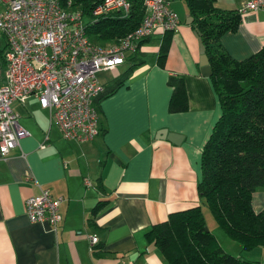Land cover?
I'll use <instances>...</instances> for the list:
<instances>
[{"label": "crops", "instance_id": "obj_1", "mask_svg": "<svg viewBox=\"0 0 264 264\" xmlns=\"http://www.w3.org/2000/svg\"><path fill=\"white\" fill-rule=\"evenodd\" d=\"M247 1L215 0L218 9L241 15L237 31L220 40L235 61L264 47V11L242 13ZM169 2L180 25L164 66L157 64L162 37L153 35L141 44L144 64L96 104L99 134L92 141L63 139L33 97L24 105L12 103L28 135L6 158L0 157V264H167L144 234L172 213L202 206L196 190L201 153L221 114L211 82L201 74L199 36L190 26L184 0ZM5 43L0 34V85ZM127 68L124 63L105 71L110 75L98 81L106 87ZM169 77L184 83L185 112L169 113ZM166 133L181 139L172 143ZM42 190L63 199L56 229L32 223L25 214L26 200ZM99 202L104 206L92 218ZM251 204L256 213L264 209L263 189L253 193ZM205 223L224 252L264 264V248L245 252L215 222ZM91 236L98 238L94 246Z\"/></svg>", "mask_w": 264, "mask_h": 264}, {"label": "trees", "instance_id": "obj_2", "mask_svg": "<svg viewBox=\"0 0 264 264\" xmlns=\"http://www.w3.org/2000/svg\"><path fill=\"white\" fill-rule=\"evenodd\" d=\"M70 1L83 16H89L103 0ZM129 3L126 16L114 12L86 24L85 34L91 44H115L140 25L145 15L142 0ZM184 4L192 18L190 26L203 44L211 71L208 78L221 110L202 149L197 194L229 240L241 245L245 252L264 248V209L256 213L251 204L253 193L264 190V47L245 60L235 61L223 50L220 40L237 31L240 13L218 9L215 0H184ZM172 35L167 32L161 36L157 55L160 67L164 66ZM141 44L125 59L127 70L95 99V109L144 64ZM168 86L172 89L169 113L185 112L187 93L183 81L169 77ZM103 206V202L95 206L92 218ZM202 206L170 214L165 222L144 234L146 243L153 245L167 264H253L223 251L206 227Z\"/></svg>", "mask_w": 264, "mask_h": 264}, {"label": "built area", "instance_id": "obj_3", "mask_svg": "<svg viewBox=\"0 0 264 264\" xmlns=\"http://www.w3.org/2000/svg\"><path fill=\"white\" fill-rule=\"evenodd\" d=\"M145 15L140 25L117 43L99 47L85 34L87 23L111 13L126 16L129 0H103L83 16L70 0H0V34L5 38L4 79L0 85V157L6 158L28 134L12 110L30 97L49 112L63 139L90 142L99 134L94 101L104 92L97 74L125 63L139 43L176 32L180 20L169 0H142ZM264 11V0H248L241 12ZM88 17L89 21L84 22ZM85 184L88 181L85 180ZM61 197L47 190L31 196L24 210L32 223L56 229L61 222ZM96 236L90 244H97Z\"/></svg>", "mask_w": 264, "mask_h": 264}, {"label": "water", "instance_id": "obj_4", "mask_svg": "<svg viewBox=\"0 0 264 264\" xmlns=\"http://www.w3.org/2000/svg\"><path fill=\"white\" fill-rule=\"evenodd\" d=\"M190 20L192 21L191 18H190ZM199 54H200L199 65H200L201 74L203 76L209 77L210 74H211V71H210V68H209V65H208L207 57L205 55V50L203 48V44H202L200 39H199ZM161 135H164V133H161ZM165 139H167L168 141H170L172 143L177 144V140H180L181 137H179L178 135H175V134L166 133L165 134Z\"/></svg>", "mask_w": 264, "mask_h": 264}, {"label": "rangeland", "instance_id": "obj_5", "mask_svg": "<svg viewBox=\"0 0 264 264\" xmlns=\"http://www.w3.org/2000/svg\"><path fill=\"white\" fill-rule=\"evenodd\" d=\"M88 21H89V18L85 17L84 22L87 23ZM109 75H110V72H103L102 74H97V79L98 80H100V78L104 79V78H107ZM257 191H261V189H257L254 193H257ZM202 213H203L205 221L214 223V220H213L211 214L209 213L208 209L205 206L202 207Z\"/></svg>", "mask_w": 264, "mask_h": 264}]
</instances>
